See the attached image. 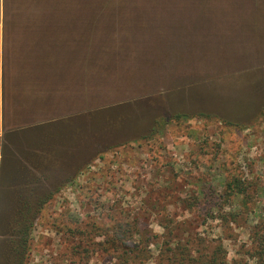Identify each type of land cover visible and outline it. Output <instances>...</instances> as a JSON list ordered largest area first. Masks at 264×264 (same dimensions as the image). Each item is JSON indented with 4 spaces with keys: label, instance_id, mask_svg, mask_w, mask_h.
Segmentation results:
<instances>
[{
    "label": "rangeland",
    "instance_id": "obj_1",
    "mask_svg": "<svg viewBox=\"0 0 264 264\" xmlns=\"http://www.w3.org/2000/svg\"><path fill=\"white\" fill-rule=\"evenodd\" d=\"M7 5L19 47L47 53V125L34 150L68 154L61 168L29 167L52 174L32 187L59 188L30 218L23 264H116L126 247L111 246L114 236L136 249L145 240L149 256L133 264H163L172 231L253 261L264 219V0ZM233 177L247 193H227ZM5 180L0 264L11 191L30 181Z\"/></svg>",
    "mask_w": 264,
    "mask_h": 264
},
{
    "label": "crops",
    "instance_id": "obj_2",
    "mask_svg": "<svg viewBox=\"0 0 264 264\" xmlns=\"http://www.w3.org/2000/svg\"><path fill=\"white\" fill-rule=\"evenodd\" d=\"M7 16V0H0V178L6 177L9 185L17 183L14 176L24 175L32 166L36 167L32 160L41 165L43 159L54 168L63 159L34 150L41 148V128L47 125V53L36 47H19L7 27ZM19 133L26 137L16 136ZM17 145L29 151L28 158L15 157ZM37 174L41 175L38 171Z\"/></svg>",
    "mask_w": 264,
    "mask_h": 264
},
{
    "label": "trees",
    "instance_id": "obj_3",
    "mask_svg": "<svg viewBox=\"0 0 264 264\" xmlns=\"http://www.w3.org/2000/svg\"><path fill=\"white\" fill-rule=\"evenodd\" d=\"M179 116H184L181 114ZM155 130L151 134L146 135V138L153 137ZM84 136H81L83 139ZM71 149V147H70ZM70 149L68 151H70ZM74 152V150H73ZM69 153V152H68ZM67 155H65L63 161L67 160ZM37 168L46 167V163L42 159L41 165L36 160H32ZM57 164L58 168H61V162ZM56 166V167H57ZM54 167L53 169H57ZM26 170L28 169L25 167ZM49 169H52L50 166ZM39 170V169H38ZM43 172V171H42ZM49 173V172H48ZM52 174L41 173L39 176L37 173H34L31 170H27V173L24 175L14 176L17 184H24L27 181L25 186H15L11 192L12 198H10V204L8 208L10 211L9 214V240L5 246V255L3 264H23L25 261L26 249L29 241L30 230L33 226V221H30V218L35 216L41 207L58 191V186L56 188H37L32 187L36 179L39 183L43 180H49ZM23 179L24 182H21ZM226 190L228 194L231 192L236 194H245L248 190V187L238 177H233L232 181H229L226 185ZM215 191L211 188V192L207 193L208 196L213 197ZM218 206V205H216ZM219 209L223 208L218 206ZM209 210H213L211 205ZM254 210L253 212H256ZM249 212V211H248ZM235 220L239 217L240 213H230ZM228 219V217H225ZM127 225H130L129 223ZM255 231L252 239V244L254 246V259L251 261V258H233L231 261L227 258V251L223 243H218L213 246L210 244V241H206L201 237L194 238L193 235H189L187 238H181L174 235L172 231V237L165 241V247L163 248L164 262L163 264H264V219H260L254 225ZM111 246L120 242L125 245V250L119 256L116 264H133L135 262H144L145 256H149L150 249L147 248V245H143L145 240L142 238L138 245H133L138 248L130 247L133 241H127L113 237L107 240ZM195 245L199 248L195 253ZM202 246V247H201ZM210 249L209 251H207Z\"/></svg>",
    "mask_w": 264,
    "mask_h": 264
}]
</instances>
